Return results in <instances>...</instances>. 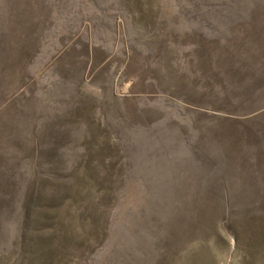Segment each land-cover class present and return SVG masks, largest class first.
Listing matches in <instances>:
<instances>
[{
    "label": "rangeland",
    "instance_id": "374dc122",
    "mask_svg": "<svg viewBox=\"0 0 264 264\" xmlns=\"http://www.w3.org/2000/svg\"><path fill=\"white\" fill-rule=\"evenodd\" d=\"M0 264H264V0H0Z\"/></svg>",
    "mask_w": 264,
    "mask_h": 264
}]
</instances>
